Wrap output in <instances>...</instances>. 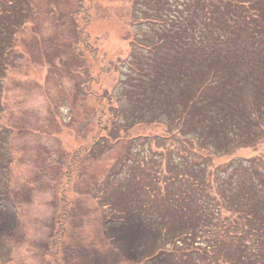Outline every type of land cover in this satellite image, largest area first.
Here are the masks:
<instances>
[{
	"label": "trees",
	"instance_id": "1",
	"mask_svg": "<svg viewBox=\"0 0 264 264\" xmlns=\"http://www.w3.org/2000/svg\"><path fill=\"white\" fill-rule=\"evenodd\" d=\"M32 9L0 0V81ZM132 9L146 26L133 37L130 73L119 97L98 102L115 101L128 123L116 114L110 139L137 124L166 134L126 142L106 175L109 222L138 232L129 247L145 263L264 264V156L212 165L264 143V0H133ZM125 172L133 184L121 189Z\"/></svg>",
	"mask_w": 264,
	"mask_h": 264
},
{
	"label": "rangeland",
	"instance_id": "2",
	"mask_svg": "<svg viewBox=\"0 0 264 264\" xmlns=\"http://www.w3.org/2000/svg\"><path fill=\"white\" fill-rule=\"evenodd\" d=\"M32 4L31 18L8 42L15 46L0 81V264H173L166 255L139 261L129 246L140 235L109 222L103 203L106 175L128 139L166 134L164 125L137 124L120 141L110 139L119 134L116 114L128 123L115 101L98 102L121 94L133 37L146 26L136 20L139 9L133 12V0ZM251 155L264 156V143L214 157L212 165ZM128 174L121 189L133 184ZM36 208L47 211L30 215Z\"/></svg>",
	"mask_w": 264,
	"mask_h": 264
},
{
	"label": "clouds",
	"instance_id": "3",
	"mask_svg": "<svg viewBox=\"0 0 264 264\" xmlns=\"http://www.w3.org/2000/svg\"><path fill=\"white\" fill-rule=\"evenodd\" d=\"M47 210L43 209V208H36V209H32L30 210V215L31 214H35V215H39L40 213H45Z\"/></svg>",
	"mask_w": 264,
	"mask_h": 264
}]
</instances>
